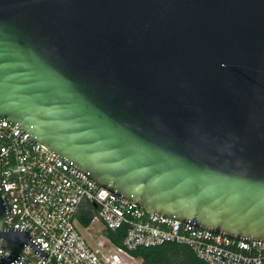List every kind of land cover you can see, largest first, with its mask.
<instances>
[{
	"label": "water",
	"instance_id": "1",
	"mask_svg": "<svg viewBox=\"0 0 264 264\" xmlns=\"http://www.w3.org/2000/svg\"><path fill=\"white\" fill-rule=\"evenodd\" d=\"M1 120L148 212L264 242V0H0ZM8 212L0 165V264L46 258Z\"/></svg>",
	"mask_w": 264,
	"mask_h": 264
},
{
	"label": "built area",
	"instance_id": "2",
	"mask_svg": "<svg viewBox=\"0 0 264 264\" xmlns=\"http://www.w3.org/2000/svg\"><path fill=\"white\" fill-rule=\"evenodd\" d=\"M0 165L9 206L4 227L26 231L47 254L24 245L10 264H48L51 258L54 264H131L136 258L130 250L164 242L185 245L205 264H264V242L228 238L148 212L97 185L7 120L0 121ZM81 208L92 210L91 221L103 230L123 226L121 245L106 236L108 245L86 242L73 223ZM7 254L0 242V257Z\"/></svg>",
	"mask_w": 264,
	"mask_h": 264
},
{
	"label": "trees",
	"instance_id": "3",
	"mask_svg": "<svg viewBox=\"0 0 264 264\" xmlns=\"http://www.w3.org/2000/svg\"><path fill=\"white\" fill-rule=\"evenodd\" d=\"M92 216V210L81 208L78 210L77 220L82 226L86 227L91 222ZM124 231V227L121 226L114 230L104 229L103 234L113 244L121 245ZM129 254L135 258H139L141 264H205L188 247L172 242L137 246L130 250Z\"/></svg>",
	"mask_w": 264,
	"mask_h": 264
},
{
	"label": "rangeland",
	"instance_id": "4",
	"mask_svg": "<svg viewBox=\"0 0 264 264\" xmlns=\"http://www.w3.org/2000/svg\"><path fill=\"white\" fill-rule=\"evenodd\" d=\"M73 223L77 231L84 237L86 242H88L90 245H94L95 241L99 239L104 240L105 244L108 245L105 236L103 234L102 225L99 221L92 220L86 227H84L79 223L77 217L75 216ZM121 257L125 262L130 261L128 258H126L123 255H121ZM138 263H141L139 258H136V262L131 261V264H138Z\"/></svg>",
	"mask_w": 264,
	"mask_h": 264
},
{
	"label": "crops",
	"instance_id": "5",
	"mask_svg": "<svg viewBox=\"0 0 264 264\" xmlns=\"http://www.w3.org/2000/svg\"><path fill=\"white\" fill-rule=\"evenodd\" d=\"M82 207H83V205H82Z\"/></svg>",
	"mask_w": 264,
	"mask_h": 264
}]
</instances>
